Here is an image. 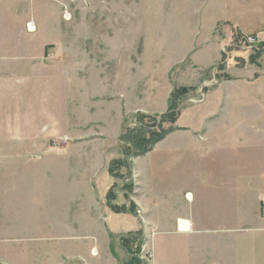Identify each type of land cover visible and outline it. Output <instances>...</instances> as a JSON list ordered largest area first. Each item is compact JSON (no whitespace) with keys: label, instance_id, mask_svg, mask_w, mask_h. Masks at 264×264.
Here are the masks:
<instances>
[{"label":"rangeland","instance_id":"374dc122","mask_svg":"<svg viewBox=\"0 0 264 264\" xmlns=\"http://www.w3.org/2000/svg\"><path fill=\"white\" fill-rule=\"evenodd\" d=\"M189 2L21 0L10 4L15 12L20 10L23 21L11 23L9 40L4 46L0 42V264L17 258H21L17 264H31L23 254L15 258L20 247L8 251L9 241L16 247L24 243L18 213L23 209L30 224L56 221L59 200L82 194L86 186L81 174L103 160L102 174L109 172L115 178L103 211L107 225L115 232L136 226L138 221L129 212L115 211L123 210L122 201L132 212L144 211L138 197L147 185L135 159L140 155L148 158L154 171L153 193L163 211L177 207L163 202L177 193L188 202L194 199V204L205 208V225L223 230L227 259L232 260L234 249L239 264H264V35L232 34L219 60L197 69L192 57L180 59L194 44H201L195 39L201 29L197 19L201 9L197 5L191 9ZM7 18L15 20L10 14ZM248 34L260 40L257 47L232 45ZM211 51L208 48L201 56L205 59ZM124 56L128 68L123 74L114 59ZM174 57L180 62L173 74L175 87H191L177 93L176 120L161 119L163 112L138 111L117 129L121 117L113 98H121L124 88L133 94L146 90L149 95L162 89L164 77L153 72V65L159 67L163 58ZM137 61L147 71L152 67L144 83L138 72L131 73ZM13 83L20 85L12 87ZM139 121L144 125L139 126ZM164 128L169 130L163 137L141 149L150 141L136 140H152L150 132ZM68 155L80 179L62 192L56 188L64 166L59 161ZM100 179L94 185L97 197L105 200ZM77 211L87 217L83 209ZM179 220L186 226L187 220ZM143 225V238L120 237L128 252L120 264L153 262L147 238L158 227L151 221ZM235 230L237 242L231 239ZM89 241L79 246H89ZM95 250L92 246L91 253ZM66 261L90 264L84 258Z\"/></svg>","mask_w":264,"mask_h":264},{"label":"crops","instance_id":"0c3cea01","mask_svg":"<svg viewBox=\"0 0 264 264\" xmlns=\"http://www.w3.org/2000/svg\"><path fill=\"white\" fill-rule=\"evenodd\" d=\"M14 1L21 0H0L1 46H4L5 41L9 40L7 32L10 31V24L14 25L16 22L20 25L23 21V14L20 10L15 12L13 4L10 5ZM189 3H191L188 4V6H192L191 9H194L196 5L201 9L197 17L201 29H198L195 36V39L198 38L197 44L199 42L201 44L196 46L194 44L193 48L183 54L182 57L180 56V59L183 61L188 56L192 57L197 69L209 66L219 60L224 51L223 48L226 47V43L232 34L262 33L264 35V0H190ZM8 14L15 17V20L13 21L12 18V21H10L11 19L8 20ZM2 48L4 49V47ZM208 48L212 51L204 59L201 52H205ZM125 58L124 56L114 59L116 64L120 66L118 70L123 74L128 68V61ZM145 61V58L142 59V63ZM138 64L137 61L136 66H134L135 72L131 71V73L137 74L138 72L144 83L146 81L145 77L152 67L147 71L145 65L141 68V65ZM179 64V60L174 57L170 59L163 58V62L159 64V67L153 65L155 67L153 72H157L158 76H163L165 84H163L162 89L159 88L150 95L146 90L133 94L132 89L124 88L125 86L122 85V88L126 90L124 93L120 92L122 94L121 98L117 95L113 98L117 103L121 117V125L117 129L124 127L126 122L131 120L127 121L126 119L130 118L133 113L138 111L160 113L168 108L169 93L173 86L175 87L173 74H175L176 67ZM63 78L66 81L67 77L64 76ZM123 82L125 83L124 80ZM116 84L119 85L118 82ZM19 85L13 83L12 87ZM107 85L111 86V83L107 82ZM65 132L66 130L63 133ZM67 135L64 134L63 136ZM135 159L138 174L142 182L147 185V187H143L145 191L143 190L138 197L139 205L144 208V211L141 215L132 212L128 203L122 201L123 210L115 212L121 215L129 212L131 218L138 221L136 226L115 232L110 230L107 225V216L103 211L105 210L104 207H108L106 202L107 192L111 187L112 189L115 188L113 183L115 178L109 172L106 173L107 176L102 174L105 167V160H103V163L101 162L91 172L88 170L87 174H81L86 186L83 188L82 194L79 193V196L75 195L72 199L61 198L59 200L60 202L56 207L59 219L56 218V221L54 219V221L49 220L38 222V224H30L29 215L25 216L24 214L27 213L22 209L18 214L22 215L20 221L23 230L20 238H23L22 241H24L22 244L23 249L22 246H13L15 242L9 241L8 251L14 249L17 252L20 247L18 254H15V258L23 254L26 262L28 261L31 264H42L44 260H47L45 264H50L49 260L51 262L55 260L53 264H66V260L70 258H84L90 264H120L123 255L128 254L126 247L120 242V237L126 233L137 232L138 236L143 238V234L140 233L144 229L143 224L146 221H151L155 227H158L156 234L147 238L149 245H152L153 262L151 264H239L241 262V259L234 253V249H232V255H230V257L233 256L232 260L231 258L227 259L223 230L219 227L205 225V208L194 204V199L188 202L177 193L176 198L173 196L170 200L163 201L165 205L174 203L177 207H167L163 211L162 204L153 193L156 183L154 182V171L147 165L148 158L145 155H140ZM72 160L71 155H68L64 162L59 161V164L63 165L64 163V166L61 168L62 172L57 174L56 188L58 191L64 192L67 188H70L71 182L75 183L76 181L77 183L80 179V176L78 177L73 172ZM99 177H101L99 182L101 194L104 195L105 200L97 197L94 180ZM77 190H81V188ZM200 192L201 189H199ZM118 196L116 195V197ZM56 208L53 209L54 214ZM78 209H83L87 217L78 216ZM7 213L9 214V212ZM11 214L15 216L13 212ZM180 218L187 220L186 226L181 225ZM164 221L165 223H162ZM234 233L237 237L231 236V239H235L237 242L239 241V232L235 230ZM86 239L90 240V245L80 247L79 244ZM232 242L234 241L232 240ZM37 246L38 249L34 250L33 248ZM92 246L96 249L94 253H91ZM20 259L10 260L9 263L17 264L16 261H20Z\"/></svg>","mask_w":264,"mask_h":264},{"label":"trees","instance_id":"16d2710c","mask_svg":"<svg viewBox=\"0 0 264 264\" xmlns=\"http://www.w3.org/2000/svg\"><path fill=\"white\" fill-rule=\"evenodd\" d=\"M189 88H191V87H189V86H187V87H185V86L175 87V89H173L170 92V94H169L170 96H169V99H168V106H167L168 108L165 111H163V113L160 114L161 119H164L165 117H169L170 120H172V122H174L176 120V117H177L178 112H179V107L175 106L176 98L178 97L177 93L179 94L180 92H187V90ZM143 125L144 124L142 122H140L139 126H143ZM168 130H169V128L160 129L159 132H156L155 130H152L150 132V133H152L154 135V137H151L152 140L151 139L150 140H146L144 138H140L139 140H136V141L139 142V144L142 143V142L150 141L146 145H143L144 147L141 148L143 150H146V149L151 147V144L154 141H156L157 139H160L161 137H163L164 134L167 133ZM120 136H122V134ZM138 151H140V150H138ZM137 235H138L137 232H131V233H126L124 236H126V238L131 239V237L137 236Z\"/></svg>","mask_w":264,"mask_h":264},{"label":"built area","instance_id":"2783aa9c","mask_svg":"<svg viewBox=\"0 0 264 264\" xmlns=\"http://www.w3.org/2000/svg\"><path fill=\"white\" fill-rule=\"evenodd\" d=\"M259 43H260V40L257 37L252 36L251 34H248L245 40H240V42H235L232 45L233 46H241V45L244 46L245 44V46L247 47L255 48L259 45ZM224 51H226L225 48H224ZM186 225H187V222H186Z\"/></svg>","mask_w":264,"mask_h":264},{"label":"bare ground","instance_id":"6f19581e","mask_svg":"<svg viewBox=\"0 0 264 264\" xmlns=\"http://www.w3.org/2000/svg\"><path fill=\"white\" fill-rule=\"evenodd\" d=\"M94 251V250H93Z\"/></svg>","mask_w":264,"mask_h":264}]
</instances>
